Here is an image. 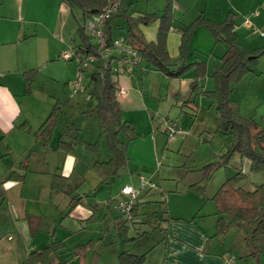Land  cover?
<instances>
[{"label": "rangeland", "instance_id": "obj_1", "mask_svg": "<svg viewBox=\"0 0 264 264\" xmlns=\"http://www.w3.org/2000/svg\"><path fill=\"white\" fill-rule=\"evenodd\" d=\"M241 1L244 2L246 12L254 9L252 5L259 7L260 10L261 5L264 4L260 0ZM29 2L31 12L28 17L32 20L21 25V35L33 33L35 29L37 34L24 39L23 43L16 45L12 43L16 37L14 31L17 22L15 16L10 13L5 24L0 21V35L4 33L9 35V43L6 47H0V51L8 48L10 50L8 53L12 57L22 55L23 51L26 57L29 53L39 51L43 57H47L49 46L53 50L58 45L66 49L65 41H70L72 44V37L78 42V37L75 35H80L78 29L82 25L85 37L87 35L88 39L94 40L93 43H95V38L86 26L90 18L84 16L81 9L73 7L77 19L80 20L79 24L69 9L62 8L59 0H30ZM146 2L147 0H138L135 6L137 9L143 8ZM8 3L10 0L0 2V8L6 7V13H9ZM123 3L129 5L128 0ZM148 4L151 10L162 9L164 0H148ZM201 10L203 11V8ZM201 10L198 8L197 13L199 14ZM256 15L258 14L251 16ZM189 18L190 13L185 19ZM44 19L49 27L43 29L40 26ZM26 24H28L27 27ZM123 31L127 32L126 29ZM128 39L131 43L136 42L130 35ZM50 53L48 60L42 64V68L45 69L44 74L48 79L46 87H42L40 92L45 94L48 90L55 91V97L62 101L63 112L70 113V122H76L81 129L78 131L81 137L75 142L74 147L77 156H81L83 160L78 161L76 156L68 158L69 163L73 160L71 166L76 161L77 164L81 163L77 166V172L73 171L69 183L74 189V195H80L82 199L79 205L69 209L67 195L48 189L46 176L49 174L47 173L34 172L27 177L25 184L20 180H4L2 183V188L5 190L3 200L0 196V264H22L26 254L34 247L33 245L37 244L40 248L57 240H62L65 245L56 254L64 264H118V254L132 247L131 243L135 239L129 240V238L139 230L148 231V233L154 230L150 234L148 244L156 242L164 234V238L148 253L142 264H216L212 258L213 255L221 258L222 264H227L225 260L229 257H234L235 264H264V250L258 256L248 254L249 247L244 237L251 229L249 225L241 224L238 229L231 226L224 233L218 231L219 215L216 212L215 202L211 199L223 180L237 169H243L246 174V178L240 182V185L247 190L253 189L254 185L264 181V174L250 171L247 157H241L238 153L232 154L228 165L218 168L205 182L202 192L189 188L190 184L201 180L200 168L203 164L219 160V155L226 150V145H228L226 137L216 128L213 136L207 132L200 137L189 134L183 140L179 134H176L173 140L167 141L168 136L164 132V124L160 122L159 116L155 114L156 118L149 119L148 111H145L141 105L138 95L141 87L138 88L137 83L131 81L128 76L119 74V84L127 88L126 92L120 94L123 117L134 125L137 137L128 143L126 165L119 170L118 174L104 181L97 170L92 167L94 162L91 166H86L84 163L87 160L83 155L87 152H94L86 147L85 141L92 142L95 139L98 141L96 159H101L102 151L106 150L104 138L98 140L97 115L85 113L89 101L86 85L78 89L76 95H72L71 86L68 85L67 88L64 85L66 73L74 75L73 79L77 77V61L65 60L60 55ZM22 61L21 58L18 60V62ZM97 65L94 63V66ZM158 74L150 71L144 77L145 105H148L155 113L158 107L160 108L158 112L166 115L170 107L169 103L163 96L155 94L159 88ZM116 75L118 74H115V77ZM183 80L185 79H180L181 86L185 82ZM212 80L214 81L213 78ZM34 82L35 79L33 84ZM33 84L31 92L27 95L32 94ZM231 85L233 89L230 97L234 100L233 107L239 116L253 118L255 124L251 131L252 135L256 136L259 130H264V55L259 57L251 71L243 74ZM36 88L38 91V87ZM162 89L165 90V85ZM90 100L94 102L95 99L91 97ZM177 113L178 108H175L168 114L171 123L172 121L178 123L175 121V119L179 120L176 118ZM186 119L188 120V117ZM94 122H96V130ZM152 133L155 134V139ZM30 166L31 169L37 170L40 163L34 161ZM70 169H66V173L72 170ZM2 171L0 165V172ZM131 174L151 180L155 187L145 188L142 191L147 195V199H150L149 208L140 207L135 219L126 220L114 207L123 197L120 194L122 185L126 183H128L126 185L132 183L137 185L138 179L133 181L130 178ZM2 176L4 175H0V179H5V177L1 178ZM78 178L85 180L79 183ZM94 199L97 202L92 205ZM163 209H165L164 213H162ZM92 210L94 216L85 220L91 215ZM167 213L173 218L171 219ZM82 217L86 218L81 221ZM120 217H122L121 220ZM117 218L125 222L124 227L122 223L120 225L116 223ZM194 221H196L195 224H193ZM163 228L168 231L165 232ZM158 229L161 230L158 231ZM168 232L175 235L168 236ZM76 244H86L80 255L70 253ZM183 246L191 252L183 250ZM202 246L211 253L200 251L198 248ZM217 249L219 251L215 252ZM136 251L142 252V250ZM192 252L198 254L195 255Z\"/></svg>", "mask_w": 264, "mask_h": 264}, {"label": "crops", "instance_id": "obj_2", "mask_svg": "<svg viewBox=\"0 0 264 264\" xmlns=\"http://www.w3.org/2000/svg\"><path fill=\"white\" fill-rule=\"evenodd\" d=\"M29 1L30 0H26V2L25 0H10V3H8L9 8L7 9L9 13H6L7 12L6 7L3 9L0 8L1 23L2 22L4 24L6 23L5 21H6L8 14L11 13L13 16H15L14 18H15V21L17 22V25H16V30L14 32H15L16 37L14 41L12 42V43H15V45L19 43H23L24 39L37 34V30L35 29L33 33H30V34L24 33V35L23 34L21 35V30H22L21 25L23 23H29V21L32 20L30 19V17H28L29 12H31L29 10V7L31 5ZM137 1L138 0H128L129 5H125L124 4L125 2L122 4V9H124L127 14H131L133 18H136L137 16L144 14V13L157 12L159 14L161 11V9H157V10L149 9L150 7L148 4V0L143 8L137 9L135 6ZM170 1L172 4L174 23L166 35V50L169 56L172 58V62L175 63V66L178 64L179 45L181 41V33L179 31V28L182 25H187L191 23L199 14H203L204 16H206L213 22L219 23L226 18L228 13H232L233 20H234L233 29L236 32L238 42L244 48L248 50L264 45V40H262L264 39V35L260 34V31L264 30V4L261 5L262 9L260 10H259V7H254L255 5H252L251 7L254 9H249L246 12L244 9V4H243L244 2L241 0H204V1L202 0V2L201 0H170ZM0 2L4 3L5 0H1ZM260 2L264 3V0H260ZM59 4L62 5L63 9H66V10L69 9L70 13L72 12L75 18L77 19L76 12L74 11L72 7L68 6L62 0H59ZM164 4H165V0H164ZM198 8H200V10L203 8V11L201 10L199 14L197 13ZM189 13H190V18L185 19L186 15ZM91 14H93V12L87 15V17L90 18ZM252 14L254 15L258 14V15L251 16ZM253 17H256V18L253 19ZM245 19L249 20V24H250L249 26H246L244 24ZM83 20H85V18H83ZM77 21L80 24V20L77 19ZM41 24H40L41 25L40 27H42L43 29L44 27L46 28L49 27L45 19L41 21ZM27 25L28 24H26V27ZM81 27L83 29L84 26L82 25ZM129 28H131L133 32L137 33L144 40L154 41L157 36L158 21H154L148 24H142V23L135 24L133 22L127 23L123 16L113 17L109 21V29H110V34H111L110 36L111 37L123 36L126 38V40L129 43H131L128 39V35H130L128 32ZM124 29L127 30L126 33L125 31H123ZM8 36L9 35L5 33L0 35V47H6V44L9 43ZM75 36L78 37V42L75 41L74 37H72L71 39L73 40L72 44L70 43V41L69 42L65 41L66 49H64L65 47H63L62 49L60 45H58L59 48L56 47V49L54 50L50 46L47 47V51L49 53L47 57H43L39 53V51H36L34 53H29L27 54V57L24 55L25 53L24 51L22 52V55H18L17 57L16 56L12 57L8 53L10 52L8 48L2 49L0 51L1 53V57H0V140L3 144L7 145L8 148L10 149L9 155H3L2 149L0 148V165L2 166V170H3L2 172H0V175L2 174L4 175L1 178L6 177L9 174L10 170H16L17 172L23 173V170H20L18 168V165L20 164V162H22L25 159L26 156H28V162H27L28 171L25 172V178L22 181L23 184L27 182V177L29 175H32V173L34 172L47 173L49 174L46 176L48 189L54 192L55 190L50 189L52 175L54 173H61L68 177V184L71 187L69 183L70 176L73 174V171L77 172L78 170L77 166L80 165L81 163L77 164V161H76V163L71 166V164H73V160L69 163L68 157L76 156L78 161L83 160L81 159V156H77V152L74 147L75 142H77L79 140V137H81V133L78 132L81 129L79 128V125L76 124V122H70V117H71L70 113L63 112L62 104H61L62 101H60L59 98L55 97L54 95L56 93L55 91L48 90L47 93L43 94L42 92H40V89L42 90V87H46L48 77H46L44 74L45 69L42 68V64H44V62L48 60L51 54L50 52H52V54H56L57 56L59 55L61 56L63 53L68 52L71 54V58L68 60L77 61L78 71L81 67L85 71L86 74H88L89 70H91V68L87 66L80 65L79 61L77 60V59H80L83 61V59L85 58V55H87L90 51L88 49L87 44L83 41L81 35L76 34ZM88 41L90 43V46L94 45L93 43L94 40L90 41V39H88ZM68 47L69 49H67ZM226 50H227V44L221 41H215L212 34L203 25L197 26L193 30L192 37L187 47L186 60L188 63L202 60V61H205L206 66H207V74L205 77H203L200 80L201 88L197 93H191L190 87H189L190 82L192 81L193 76H194L193 67L188 68L178 78H169L162 71L152 67L151 65H148L145 61L141 60L140 64L135 68V70L131 74L113 72L111 69L112 76L117 79L118 83H120L119 74H123L124 76H128L131 81H134V83H137L138 88L141 87V89L139 88L140 94L137 93L140 97L141 105L145 108V111H148L149 119L156 118L155 114L159 116L160 122L164 124L165 134H167L166 124L164 123L163 120L171 122L168 114H170L173 111V109L178 108V113H177L176 118H179V120L175 119V121L178 122L176 123V126L180 131H177L171 137H168L167 141L173 140L176 134H179L183 140L189 134L194 137H200L205 132H207L208 134H211V136H213L214 135L213 133L216 131V128L218 127L219 118H218V115L214 111L213 100L206 97L204 94L201 93V91L214 89L215 83L212 80V77L210 76L211 70L214 66L220 65L221 57L226 52ZM20 58L21 60H23L22 62H18ZM28 69H36L35 82L33 84V92L30 95H27L24 93V79L22 75V73ZM150 71L159 73L161 75L160 76L158 74V77H160L159 88L157 89V92H155V94L159 96H163L164 99H166V101L169 103L170 107L167 109L168 113H165L166 115H162V113L158 112L160 110V108L158 107L155 113V111H152L148 105H145L146 98L144 95L146 93H144L145 82L143 80H144L145 75ZM115 74H118V75H116L115 77ZM65 76L66 77H65L64 85H66L68 88V85L70 86L71 78L73 79L74 75H72L71 73L70 74L66 73ZM180 79H185L183 80L185 82L182 86L180 84ZM146 80H147V77L145 78V81ZM163 85H165V90L162 89ZM119 86L121 85L119 84ZM36 87H38V91H36L37 90ZM85 89L87 90L86 86H85ZM71 93L72 95L77 94V92L72 91V89H71ZM120 98H121V95H119L118 97L119 105H120ZM55 101H56V104L54 105ZM233 101L234 100L232 99V102ZM56 105L60 106V112L58 114V121H57L58 123L48 143L43 144L40 140L36 139L33 132L38 129V127L45 120L49 112ZM122 112H123V109H122ZM151 112H154V113H151ZM186 117H188V120L186 119ZM124 120H127V119H124ZM24 122L28 124L29 131H26L20 127V125ZM94 123H95V130H96V122ZM95 136L96 134L94 135V137ZM152 137L155 139L154 133H152ZM120 138L123 139L122 134H120ZM60 140L66 141V142H72L73 143V153H67L64 150L59 149L57 144H58V141ZM88 140H91V139H88ZM94 141H96V139L93 140L92 142ZM87 142L89 141H85L84 143L86 144ZM83 157L86 158L87 160L86 162H84L86 166H91L92 162L106 160L108 159L109 156H108L107 149L106 150L104 149L102 151L101 159H96V151L87 152L83 155ZM34 161L40 163V167L37 170L31 169L30 164L31 162H34ZM68 168H71L72 170L70 169L71 171L66 173L67 172L66 169ZM130 178L133 181L136 179H139V177H136V174L135 175L131 174ZM84 180H85L84 178L82 180L81 178H78L79 183H82ZM124 185H122L121 188ZM131 185H134V184L132 183ZM137 185H134V186H137ZM55 192H59V191H55ZM147 198H148L147 195L144 194L143 192H141L138 197L140 201L150 200ZM2 200H3V197H2ZM95 200L96 199H94L92 203L97 202ZM68 201H67V207H68ZM138 212H139V209H138ZM167 215L171 219L173 218L168 213ZM85 218L86 217H82L80 220L82 221ZM135 218L136 216L132 218V220ZM121 219L122 217H120V220ZM195 222L196 221H194L193 224H195ZM241 224H244V223H241ZM241 224L235 227H237L238 229L241 226ZM137 229H139V227H137ZM159 230L161 229H158V231ZM152 232H154V230H152L150 233L144 230L137 231L134 235L136 238L134 242L131 243L132 247L128 249L129 251L128 250L126 251L140 254V252H137L136 250H142L141 253L145 252L146 257H147L148 253L162 240V238H164V234H163L162 236H160V238L156 242L152 244H148V240ZM169 235L172 236L175 234L169 233L168 236ZM177 237L181 238L180 236H177ZM57 241H61L63 244V247H65L64 242L62 240H57ZM47 245H44V246H47ZM33 246L34 247H32L31 251L38 250L44 247L42 246L38 248L39 246L37 244ZM205 248L206 247L202 246L201 248H198V249L206 253H211V251H207L205 250ZM182 249L191 252L185 246H183ZM72 250L70 251V253L72 252ZM218 251L219 249H217L215 252H218ZM57 253L58 252L56 251L54 253H51L50 255L52 264H57L58 262L63 263L61 262V259L57 257L56 255ZM192 253L195 254L194 252ZM184 254H185V251H184ZM197 254L198 253H196L195 255ZM221 256L224 257V255H221ZM202 257H205V256H202ZM212 258L214 259L216 264H222L221 258L216 257L214 255L212 256ZM225 261L227 262V264H235L234 257H229V259H226Z\"/></svg>", "mask_w": 264, "mask_h": 264}, {"label": "trees", "instance_id": "obj_3", "mask_svg": "<svg viewBox=\"0 0 264 264\" xmlns=\"http://www.w3.org/2000/svg\"><path fill=\"white\" fill-rule=\"evenodd\" d=\"M70 7H77L82 10L83 15L102 11L114 0H62ZM124 0L119 1L118 8L113 12L106 22V32L110 36L109 21L116 16H123L127 23L148 24L158 21L157 36L154 41H146L131 28L128 29L129 34L136 40L132 45L138 51L141 60L148 65L162 71L169 78L180 77L188 68H194V76L190 82L191 93H197L200 88V80L207 74V66L205 61L199 60L188 63L186 60L187 47L192 37L193 30L203 25L214 37L215 41H221L227 44V50L221 57L219 66H214L210 76L215 81V87L212 90L201 91L206 97L214 102V111L218 115L219 124L217 131L223 134L227 139L226 150L219 155V160L207 162L200 168L202 177L199 182L189 185V188L202 192L205 182L218 168L228 165L229 160L234 153H238L241 157L249 159V169L251 172H261L264 174V130H259L257 135H252V127L254 126L253 118H244L239 116L232 106L230 93L232 92L231 83L237 81L243 74L251 71L257 63L259 57L264 55V45L254 49L244 48L237 40L236 32L233 29L234 20L232 13H228L226 18L215 23L203 14H199L191 23L182 25L179 28L181 33V41L179 45L178 64L172 62L166 50V35L173 26L174 18L172 12V4L170 0H165V4L160 13L151 12L144 13L136 18L131 14H127L122 9ZM79 33L83 41L87 44L89 51H93L87 36L85 37L83 29L79 27ZM24 79V93L31 92L32 84L35 79L36 69H28L22 73ZM86 88L89 94V101L85 113L88 115L95 113L98 118L99 139L105 140L106 149L108 151V159L95 161L92 167L97 170L102 179L109 180L119 173L127 162L128 143L137 137L134 125L123 119V112L119 105V83L112 76L109 63L99 62L95 70H91L87 75ZM95 100L92 102L90 99ZM60 107L54 106L49 112L45 120L41 123L37 130L33 132L36 139L43 144H47L50 140L54 129L57 126L58 114ZM20 127L29 131L26 122ZM120 134L124 138H120ZM98 141L87 142L86 147L92 151H96ZM59 149L67 153H73V143L66 141H58ZM0 148L3 155H9L10 149L0 140ZM28 156L20 162L18 168L23 173L16 170H10L5 179H0V196L4 197L2 183L4 180L13 179L23 181L25 172L28 171ZM246 178L242 169H237L232 175L227 176L218 189L214 192L211 199L215 202L216 212L218 213L217 229L220 233H224L231 226H239L246 223L251 229L245 235L246 245L249 247V255H260L264 250V181L254 185L253 189L247 190L240 185V182ZM50 189L64 193L69 197L68 207L73 209L76 207L82 196L74 195V189L68 184V177L61 173H54L50 184ZM163 202V201H160ZM93 203L92 205H95ZM150 200L135 202L133 207V218L138 214L140 207L149 208ZM165 212L163 209L162 213ZM94 216L92 210L91 215ZM116 223L122 227L125 226L124 221L116 219ZM165 232L167 229L163 228ZM166 237V236H165ZM133 236L129 240H133ZM83 245H76L72 250L73 255L82 254ZM63 244L61 241L50 242L41 249L30 251L26 254L22 264H52L50 255L61 249ZM146 259V253H132L121 251L118 254V264H142ZM63 264V263H57Z\"/></svg>", "mask_w": 264, "mask_h": 264}, {"label": "built area", "instance_id": "obj_4", "mask_svg": "<svg viewBox=\"0 0 264 264\" xmlns=\"http://www.w3.org/2000/svg\"><path fill=\"white\" fill-rule=\"evenodd\" d=\"M119 1L120 0H114L102 11L91 14L90 20L86 23V26L95 38V43L93 45L94 50L85 55L83 61L77 59L80 65L87 66L91 68V70H95L98 65L94 66V63L99 64V62L102 61L104 64L109 63L113 72L131 74L140 64L141 58L138 51L126 40L125 37H111L108 36L106 32V22L109 16L117 10ZM244 24L249 26V20L245 19ZM260 34L264 35V30L260 31ZM61 57L68 60L71 58V54L65 52L61 55ZM91 70H89V72ZM84 72L85 71L81 67L78 71L77 77L71 80L70 86L72 91L77 92L78 89L85 86L88 74L84 76ZM125 91V87L119 86V95ZM163 121L166 124V133L168 137H171L175 132L180 131L175 122L171 123L166 120ZM154 187L155 184L152 183L151 180L144 177H139L137 186L124 185L120 189V194L123 197L117 201L114 209L122 214V217L126 220H131L133 218V207L135 202L138 200L140 193L145 188L151 189Z\"/></svg>", "mask_w": 264, "mask_h": 264}]
</instances>
